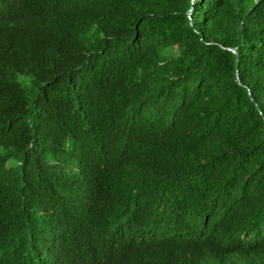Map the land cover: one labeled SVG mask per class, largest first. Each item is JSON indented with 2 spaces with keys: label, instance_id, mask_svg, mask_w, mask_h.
<instances>
[{
  "label": "trees",
  "instance_id": "obj_1",
  "mask_svg": "<svg viewBox=\"0 0 264 264\" xmlns=\"http://www.w3.org/2000/svg\"><path fill=\"white\" fill-rule=\"evenodd\" d=\"M0 264H264V0H0Z\"/></svg>",
  "mask_w": 264,
  "mask_h": 264
}]
</instances>
